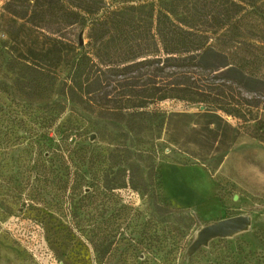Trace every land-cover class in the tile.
Here are the masks:
<instances>
[{
  "label": "trees",
  "instance_id": "trees-1",
  "mask_svg": "<svg viewBox=\"0 0 264 264\" xmlns=\"http://www.w3.org/2000/svg\"><path fill=\"white\" fill-rule=\"evenodd\" d=\"M197 1L193 15L187 16L181 7L179 18L174 15L184 0L133 4H107L105 0L6 1L5 11L15 29L7 33L13 81H0V91L11 95L39 125V133L30 127L31 137L40 147L37 181L43 184L33 187L35 196L45 197L49 190L66 187L70 171L63 165L70 157L76 197L73 217L78 227L73 239L82 242L83 237L85 246L96 244L100 262L106 259L110 244L105 242L113 228L120 232L119 220L126 228L136 220L132 214L136 216L137 212L134 214L129 204L119 203L117 190L139 186L133 165H107L100 154L83 143L82 119L73 113L64 118L68 102L88 113H98L120 129L121 134L114 138L116 144L126 145L117 139L129 133L160 128L166 111L158 104L166 100L201 104L212 112L253 121L256 135L264 136V53L252 51L256 48L254 38L245 37L243 21L258 5L233 3L236 31L220 35L208 30L209 22H217L215 16L227 10L225 6L218 0ZM76 27L81 32L73 39L70 29ZM84 33L87 42L84 38L80 44ZM205 74L211 79H203ZM26 122L18 120L24 128L29 126ZM103 128L98 130L100 134ZM108 211L111 214L106 219ZM151 221L140 223L138 242L133 244L129 238L125 251L163 250L159 235L162 228L153 221L155 229L151 233ZM183 248L178 243L172 245L167 252L172 263ZM74 254L78 260L84 259L79 251ZM135 257L137 264H151L150 259L138 262L140 255ZM128 259L133 258L124 262L136 264Z\"/></svg>",
  "mask_w": 264,
  "mask_h": 264
},
{
  "label": "rangeland",
  "instance_id": "rangeland-1",
  "mask_svg": "<svg viewBox=\"0 0 264 264\" xmlns=\"http://www.w3.org/2000/svg\"><path fill=\"white\" fill-rule=\"evenodd\" d=\"M6 1L0 0V81L11 84L7 33L15 29L5 11ZM119 1L133 4L143 0H105L107 4ZM238 1L258 5L243 19L247 27L244 35L254 38L256 48L252 51L263 54L264 0H218L227 10L217 12V22H209L208 30L220 35L236 31L233 3ZM196 4L197 0H184L174 17H180L181 7L187 16L193 15ZM70 30L73 39L81 32L79 27ZM81 37L87 42L86 33ZM211 77L202 76L205 80ZM158 107L166 111L160 128L117 139L126 145L116 144L115 135L121 130L98 113H88L73 102H68L65 110L64 118L73 113L82 119L83 143L100 154L107 165H133L139 186L117 190L119 203L129 204L132 212H137L136 216L132 214L136 220L129 228L119 220L120 232L113 228L105 242L110 244L106 259L100 262L96 244L85 246L83 237L82 242L73 239L78 227L73 217L76 197L70 157L63 165L70 171L66 187L36 197L33 187L43 185L37 181L40 147L31 137L30 127L38 132L39 125L11 95L0 91V264H129L125 258H133L127 260L131 261L135 255H140L138 262L147 258L151 264H174L167 253L174 243L184 247L175 264H264V136L256 135L253 121L212 112L205 105L166 100ZM19 119L27 120L29 126L19 125ZM161 177L164 192L172 202L162 192ZM110 214L106 212L105 218ZM237 215L250 218L246 229L214 238L196 252L190 250L203 227ZM150 220L151 233L154 222L162 228L159 235L163 250L156 253L153 247V253L125 251L129 238L133 244L138 242L140 223ZM75 251L81 252L84 259L78 260Z\"/></svg>",
  "mask_w": 264,
  "mask_h": 264
},
{
  "label": "water",
  "instance_id": "water-1",
  "mask_svg": "<svg viewBox=\"0 0 264 264\" xmlns=\"http://www.w3.org/2000/svg\"><path fill=\"white\" fill-rule=\"evenodd\" d=\"M80 44H83L82 37L80 38ZM202 108L204 109V107ZM249 223V217L237 215L229 218H224L216 223L207 225L199 231L198 237L191 245L190 250L192 252H196L214 238L228 237L234 233L246 229Z\"/></svg>",
  "mask_w": 264,
  "mask_h": 264
},
{
  "label": "crops",
  "instance_id": "crops-1",
  "mask_svg": "<svg viewBox=\"0 0 264 264\" xmlns=\"http://www.w3.org/2000/svg\"><path fill=\"white\" fill-rule=\"evenodd\" d=\"M162 174H163V172H162ZM161 182H162V192H163L164 196H165L166 198H168V199L171 201L170 197H168V196L165 194V192H164V189H163V178H162V177H161ZM171 202H172V201H171ZM190 206H193V205H190ZM190 206H187V207H190ZM178 207H180V206H178Z\"/></svg>",
  "mask_w": 264,
  "mask_h": 264
}]
</instances>
